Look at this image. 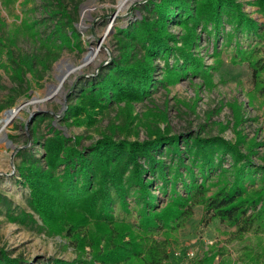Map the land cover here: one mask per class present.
Instances as JSON below:
<instances>
[{"label":"trees","instance_id":"trees-1","mask_svg":"<svg viewBox=\"0 0 264 264\" xmlns=\"http://www.w3.org/2000/svg\"><path fill=\"white\" fill-rule=\"evenodd\" d=\"M83 1L38 0L42 17L24 23V32L34 39L33 50L14 47L17 27L0 35V67L11 81L0 110L28 94L27 72L38 80L63 48L81 44L76 22ZM254 2L264 16V0ZM135 9L138 16L114 26L115 53L96 73L77 82L58 115L61 123L91 127L118 106L117 118L124 116L128 122H112L109 130L85 144L83 134H66L51 118L48 131L39 132L40 121L51 114L35 113L29 125L32 145L15 153L19 181L29 189L26 203L42 222L24 208L8 209L7 217L48 234H63L77 252L71 259L54 256L42 264H165L167 241L156 234L174 229L197 204L206 220L218 219L238 234L264 231V162L254 163L238 143L201 130L170 133L147 121L143 139L116 133L117 128L128 132L132 127L138 133L132 102L149 97L159 84L189 73L207 79L208 69L192 52L199 30L233 43V60L246 62L264 97V22L250 16L238 0H141ZM173 26L179 30L172 31ZM242 35L252 37L248 44ZM158 72L160 79L155 77ZM227 155L229 164L224 165ZM215 177L219 181L213 188ZM154 182L166 195L164 205L156 202ZM8 201L0 191V202ZM252 249L245 247L241 262L264 264V248ZM214 256L204 255L196 264H215ZM26 263L21 255L0 248V264Z\"/></svg>","mask_w":264,"mask_h":264},{"label":"rangeland","instance_id":"rangeland-1","mask_svg":"<svg viewBox=\"0 0 264 264\" xmlns=\"http://www.w3.org/2000/svg\"><path fill=\"white\" fill-rule=\"evenodd\" d=\"M139 1L141 0H127L120 5V0H84L79 7V19L76 22L81 44L63 48L38 80L27 72L30 80L28 94L19 96L11 106L0 110L1 126L4 113L21 104L18 114L8 122L4 134L0 135V191L9 200L0 202V248L8 250L13 256L21 255L29 261L26 264H42L47 258L54 256L64 259L77 256L73 243L63 234H48L36 227L9 220L6 214L8 209L24 208L32 211L39 223L42 222L38 214L28 207L26 199L29 189L19 181L15 168L19 160L16 151L32 145L29 133V125L35 114L32 113L37 111L36 113L51 114V117L40 121L39 132L48 131L46 124L51 118L64 133L83 134L85 144L97 139L102 131L109 130L112 122H128L124 116L117 118L118 106L109 108L91 127L61 123L58 115L67 107L69 93L75 89L77 82L96 73L100 65L115 53L112 36L114 26H125L138 16L140 13L136 9L132 10V7ZM238 1L242 2L243 9L250 16L264 22L263 11L254 0ZM37 2L38 0H0V19L4 22L0 26V35H4L6 29L17 27L19 30L14 47L18 46L21 50L30 51L35 46L34 39L24 32V23L31 18L42 17L44 12ZM39 25L43 30L44 23ZM178 30V26L172 27V31ZM199 34L192 52L201 58L208 69L207 79L199 74L189 73L176 82L159 84L149 97L132 102L131 113L136 115L133 125L137 126L138 133L132 132L133 127L128 132H121L117 128L116 133L143 139L147 135L143 126L145 121L159 125L163 131L170 133L201 130L205 135H220L238 143L249 151L254 163H262L264 97L258 92L251 69L245 61L233 60V43L229 44L220 35L215 37L203 30H199ZM250 38L252 37L241 36L246 44ZM260 49L264 56V42L260 43ZM159 63L162 65L163 61L160 60ZM161 75L158 72L155 77L160 79ZM9 86V76L0 67V103L6 99ZM123 104L120 102V105ZM34 146L35 149L42 150L37 143ZM228 164L227 155L224 165ZM218 181L217 177L212 180L213 188ZM178 187L181 188L180 183ZM152 189L157 194V204L164 205L166 195L162 194L156 182ZM130 205H133L132 200ZM156 238H165L167 241L169 258L165 264H196L198 258L213 252L215 264L218 261L243 264L241 256L246 246L252 247V250L264 248V231L238 234L233 226L218 219L206 220L202 206L198 204L194 206L193 213L180 221L174 229L157 233ZM188 251H192V254H188ZM86 255L89 256V253Z\"/></svg>","mask_w":264,"mask_h":264},{"label":"bare ground","instance_id":"bare-ground-1","mask_svg":"<svg viewBox=\"0 0 264 264\" xmlns=\"http://www.w3.org/2000/svg\"><path fill=\"white\" fill-rule=\"evenodd\" d=\"M127 0H120V5H123ZM94 53V52H93ZM19 112V109L17 108H12L8 111H6L3 115V118L1 120V126H0V135L4 134L8 122L14 118Z\"/></svg>","mask_w":264,"mask_h":264},{"label":"water","instance_id":"water-1","mask_svg":"<svg viewBox=\"0 0 264 264\" xmlns=\"http://www.w3.org/2000/svg\"><path fill=\"white\" fill-rule=\"evenodd\" d=\"M21 107V104H19L18 106H16L17 109H19ZM37 111H34L32 114L36 113Z\"/></svg>","mask_w":264,"mask_h":264},{"label":"built area","instance_id":"built-area-1","mask_svg":"<svg viewBox=\"0 0 264 264\" xmlns=\"http://www.w3.org/2000/svg\"><path fill=\"white\" fill-rule=\"evenodd\" d=\"M188 254H192V251H188Z\"/></svg>","mask_w":264,"mask_h":264}]
</instances>
